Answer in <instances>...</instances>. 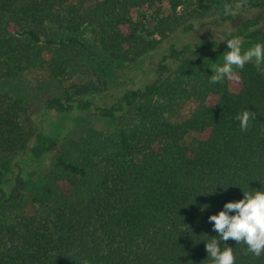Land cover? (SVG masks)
<instances>
[{
  "label": "trees",
  "instance_id": "1",
  "mask_svg": "<svg viewBox=\"0 0 264 264\" xmlns=\"http://www.w3.org/2000/svg\"><path fill=\"white\" fill-rule=\"evenodd\" d=\"M235 3L0 0V264H212L208 217L264 191V65L209 82L225 38L264 43V0L225 15ZM31 73L89 81L33 121L17 84Z\"/></svg>",
  "mask_w": 264,
  "mask_h": 264
},
{
  "label": "clouds",
  "instance_id": "2",
  "mask_svg": "<svg viewBox=\"0 0 264 264\" xmlns=\"http://www.w3.org/2000/svg\"><path fill=\"white\" fill-rule=\"evenodd\" d=\"M249 0H236L235 6L226 4L225 15H236V10L246 8ZM229 51L223 53V63L211 67L210 83H222L225 79H238L236 70H243L246 64L254 62L261 70L264 65V43H256L246 50H242L243 41L239 36L225 38ZM215 50V49H214ZM256 118L255 112L244 110L236 115L240 130L247 132L250 121ZM207 207V206H204ZM203 210V208H202ZM235 213L230 215V213ZM213 224V230L218 233L205 243V250L212 264H235L233 248H221V242L229 239L237 244L246 245L245 254L251 253L256 257L264 254V191H243V199L225 203L223 210L208 217Z\"/></svg>",
  "mask_w": 264,
  "mask_h": 264
},
{
  "label": "rangeland",
  "instance_id": "3",
  "mask_svg": "<svg viewBox=\"0 0 264 264\" xmlns=\"http://www.w3.org/2000/svg\"><path fill=\"white\" fill-rule=\"evenodd\" d=\"M137 74H139V70H136V68H128L119 72L118 76L121 81H129L130 79L135 78ZM37 78H40L38 74L31 73L24 75L21 79L17 81L19 87H21L24 91L27 101L26 104L28 107V114L31 120L33 121H35L36 118L40 115L41 109L45 106L46 99L60 91L61 86L67 87L71 83H81L83 81H89V78L83 77H76L71 81L61 83L56 81H43L42 87L39 88ZM73 122L74 121H72V124L77 127V123ZM194 138L195 136L191 134L187 137V141H190Z\"/></svg>",
  "mask_w": 264,
  "mask_h": 264
}]
</instances>
